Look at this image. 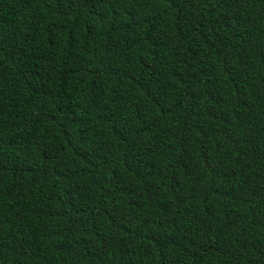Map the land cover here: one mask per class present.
<instances>
[{
  "label": "trees",
  "instance_id": "16d2710c",
  "mask_svg": "<svg viewBox=\"0 0 264 264\" xmlns=\"http://www.w3.org/2000/svg\"><path fill=\"white\" fill-rule=\"evenodd\" d=\"M0 264H264V0H0Z\"/></svg>",
  "mask_w": 264,
  "mask_h": 264
}]
</instances>
